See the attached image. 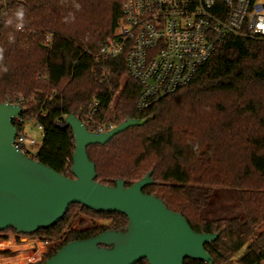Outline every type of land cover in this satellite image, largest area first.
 <instances>
[{
  "label": "trees",
  "instance_id": "obj_1",
  "mask_svg": "<svg viewBox=\"0 0 264 264\" xmlns=\"http://www.w3.org/2000/svg\"><path fill=\"white\" fill-rule=\"evenodd\" d=\"M4 2L0 104L23 108L18 132L27 121L42 126V144L31 158L73 178L75 139L70 127L60 128L55 121L74 115L92 131L84 115L93 100L99 104L94 118L102 122L117 96L115 127L128 119L146 122L105 145L88 147L96 181L114 186L123 180L129 187L152 173L146 194L180 213L195 232L219 235L206 246L213 264H264V40L229 35L188 85L141 112V86L129 77L125 56L98 59L101 45L119 26L123 0H0ZM21 7L24 27L17 30L14 13ZM216 187L238 190L243 217L207 219L201 214ZM75 208L110 223L64 233ZM127 224L123 214L71 205L58 224L29 235L42 242L65 236L33 264H43L70 242L123 231ZM12 235L26 236L10 228L0 233V241ZM184 264L207 263L186 259Z\"/></svg>",
  "mask_w": 264,
  "mask_h": 264
},
{
  "label": "water",
  "instance_id": "obj_2",
  "mask_svg": "<svg viewBox=\"0 0 264 264\" xmlns=\"http://www.w3.org/2000/svg\"><path fill=\"white\" fill-rule=\"evenodd\" d=\"M24 114L20 105L0 104V233L10 228L33 235L58 224L71 205L98 213H120L128 218L123 231L108 230L96 237L63 246L43 264H184L186 259L213 264L206 249L218 234L195 232L180 214L169 210L144 189L152 173L127 187L96 181V165L88 156L92 145H105L115 136L146 120L128 119L106 133L90 132L76 116L66 117L75 139L69 178L25 155L14 146L13 123Z\"/></svg>",
  "mask_w": 264,
  "mask_h": 264
},
{
  "label": "built area",
  "instance_id": "obj_3",
  "mask_svg": "<svg viewBox=\"0 0 264 264\" xmlns=\"http://www.w3.org/2000/svg\"><path fill=\"white\" fill-rule=\"evenodd\" d=\"M229 35L264 40V0H123L119 26L101 45L98 59L125 56L129 77L141 86L137 108L143 112L188 85ZM51 39L46 38L47 42ZM102 71L105 75L104 67ZM98 106L94 99L84 120L90 132L101 134L115 126L113 120H95ZM66 117L57 119L56 126L69 127ZM13 123L21 125L24 120L17 116ZM28 124L42 134L39 123L27 121L14 146L31 158L40 145L27 133ZM26 237L12 235L0 241V264H33L30 255L13 258L14 248L26 246Z\"/></svg>",
  "mask_w": 264,
  "mask_h": 264
},
{
  "label": "rangeland",
  "instance_id": "obj_4",
  "mask_svg": "<svg viewBox=\"0 0 264 264\" xmlns=\"http://www.w3.org/2000/svg\"><path fill=\"white\" fill-rule=\"evenodd\" d=\"M117 103V96L111 105V108L106 116L108 120H114L113 109ZM26 131L30 136L39 140V145L42 144V134L38 132L33 125L28 124ZM201 214L207 219H218L225 217H243L244 212L240 204L239 192L233 188L216 187L213 189L209 203L201 210ZM110 220L94 217L85 213L81 208H75L72 212L71 218L65 227L64 233H68L70 230H85L91 229L99 225H107ZM65 239V236L54 239L53 241L42 242L35 237H26V246L21 250L15 249L13 254L14 260H19L22 255H30L32 263H36L42 259V257L56 246L60 245ZM12 245V244H11ZM11 245H8L11 246ZM7 247V246H6ZM246 247H244L239 255L243 254Z\"/></svg>",
  "mask_w": 264,
  "mask_h": 264
},
{
  "label": "clouds",
  "instance_id": "obj_5",
  "mask_svg": "<svg viewBox=\"0 0 264 264\" xmlns=\"http://www.w3.org/2000/svg\"><path fill=\"white\" fill-rule=\"evenodd\" d=\"M15 20L17 23L15 24V27L17 30H22L24 27V19H25V10L21 7L19 8L15 13ZM7 23L11 25L13 23V20L11 18L8 19Z\"/></svg>",
  "mask_w": 264,
  "mask_h": 264
}]
</instances>
